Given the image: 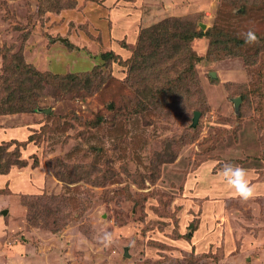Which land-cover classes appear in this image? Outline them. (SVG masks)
I'll list each match as a JSON object with an SVG mask.
<instances>
[{
	"label": "rangeland",
	"instance_id": "374dc122",
	"mask_svg": "<svg viewBox=\"0 0 264 264\" xmlns=\"http://www.w3.org/2000/svg\"><path fill=\"white\" fill-rule=\"evenodd\" d=\"M0 264H264V0H0Z\"/></svg>",
	"mask_w": 264,
	"mask_h": 264
},
{
	"label": "trees",
	"instance_id": "16d2710c",
	"mask_svg": "<svg viewBox=\"0 0 264 264\" xmlns=\"http://www.w3.org/2000/svg\"><path fill=\"white\" fill-rule=\"evenodd\" d=\"M245 14V12L240 13V15ZM187 20H184L182 18H168L164 20L163 22H160L153 27L150 28V30H146L145 32L152 31L151 34L156 35L157 39L153 40L154 46L157 47V51H164L163 54V62H167V57L171 59L177 58V60L184 56L180 55L181 53H185V47L190 44L195 38L197 37H204L207 33H204L203 31L200 32H194L191 35H189V29L183 30V24ZM214 30H219V28H214ZM209 34H212L211 32H208ZM181 34H184V36L181 38ZM207 34V36H209ZM213 41V40H212ZM217 43H223L224 46L222 47L228 52V55L235 56L239 55L238 53H245L246 52V46L243 44V41H238L234 43L231 47L226 46L225 41H219ZM222 44V45H223ZM225 47V48H224ZM233 47V48H232ZM210 53V52H209ZM212 53V51H211ZM185 57V56H184ZM188 57V56H186ZM191 59V58H190ZM188 58V60H190ZM199 59L195 61H190L191 65L194 67V62L198 61ZM178 62V61H177ZM190 70V68H188ZM192 70H190L191 72ZM166 83V86L163 85L161 88H156L154 90L158 91V100H162L164 97L171 95V88L175 87L174 83ZM168 84V85H167Z\"/></svg>",
	"mask_w": 264,
	"mask_h": 264
},
{
	"label": "clouds",
	"instance_id": "9594fccd",
	"mask_svg": "<svg viewBox=\"0 0 264 264\" xmlns=\"http://www.w3.org/2000/svg\"><path fill=\"white\" fill-rule=\"evenodd\" d=\"M245 42L248 44H254L258 42V38L254 32L249 31L245 34ZM222 175L242 200L248 201L256 195L255 188L250 185L249 180L247 179V171L243 167L226 164ZM105 239L110 242L111 238L106 236Z\"/></svg>",
	"mask_w": 264,
	"mask_h": 264
},
{
	"label": "water",
	"instance_id": "95a60500",
	"mask_svg": "<svg viewBox=\"0 0 264 264\" xmlns=\"http://www.w3.org/2000/svg\"><path fill=\"white\" fill-rule=\"evenodd\" d=\"M234 102H235V105H236V110H239V105H240V102H241V98L240 97L237 98ZM200 114L201 113L198 112V111L195 112V117H194V120H193V126L194 127L197 126V124H198ZM6 213H8V212H5L4 214H6ZM126 255L129 256L128 252H126Z\"/></svg>",
	"mask_w": 264,
	"mask_h": 264
},
{
	"label": "crops",
	"instance_id": "0c3cea01",
	"mask_svg": "<svg viewBox=\"0 0 264 264\" xmlns=\"http://www.w3.org/2000/svg\"><path fill=\"white\" fill-rule=\"evenodd\" d=\"M3 212H4V213H5V212H8V213H9V211H8V210H3ZM4 213H3V214H4ZM6 214H7V213H6ZM6 214H4V215H6Z\"/></svg>",
	"mask_w": 264,
	"mask_h": 264
}]
</instances>
